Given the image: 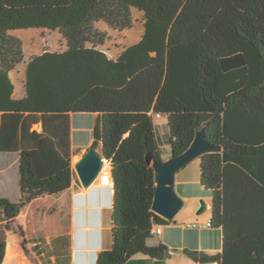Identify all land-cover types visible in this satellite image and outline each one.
<instances>
[{
	"label": "trees",
	"instance_id": "trees-1",
	"mask_svg": "<svg viewBox=\"0 0 264 264\" xmlns=\"http://www.w3.org/2000/svg\"><path fill=\"white\" fill-rule=\"evenodd\" d=\"M133 12L140 37L111 58L94 24L120 32ZM28 28L56 30L65 45L26 60L16 98L12 75L24 56L11 31ZM69 112L98 113L93 144L113 181L112 244L95 264L166 252L148 243L151 227L168 222L151 210L154 172L145 155L164 159L153 115L166 118L170 154L204 125L220 146L198 159L222 249L187 253L206 264H264V0H0V151H18L20 186L18 203L0 197V264L19 210L72 183Z\"/></svg>",
	"mask_w": 264,
	"mask_h": 264
},
{
	"label": "crops",
	"instance_id": "crops-1",
	"mask_svg": "<svg viewBox=\"0 0 264 264\" xmlns=\"http://www.w3.org/2000/svg\"><path fill=\"white\" fill-rule=\"evenodd\" d=\"M122 49L118 52L114 51L111 52V54L109 53V56L115 58ZM31 56L32 55H29L28 58ZM27 59H24L22 68L18 69V67H16L14 70V73L19 74L21 82L24 77V64ZM23 94L24 90L22 83L17 86L14 81V97L19 98ZM68 115L70 124V151L72 155L74 150L84 151L93 143V135L88 138V134L89 132L93 133L98 113L69 112ZM34 127L37 130H40L38 125H35ZM98 147L100 148L99 145ZM74 158L77 159V157H73V162L76 161ZM105 166H107V163H105ZM182 169L183 168L180 170ZM180 170L176 172L175 176ZM179 190L185 192L181 185ZM112 194V187L100 186L95 182L90 185L89 189L81 191L75 189L73 183H71V185L61 193L51 195L55 197V200L53 201L54 203H57L61 196H66L64 202L69 209L68 216L70 218L67 231L66 228L60 226V231L62 229L63 232H61L60 235L57 234L59 238L57 237L47 241L40 237L34 227L35 235L28 236L29 239H31L30 242L32 241L30 249L28 248L29 242L27 244L29 253H26L18 243L17 245L10 244L8 238H6L5 252L1 264H16L15 260L8 258V255H14L16 258L21 259L22 262L28 264H95L97 253L100 250L105 249V247H102L103 226L98 225L102 223L101 216L105 214V208L108 205L111 206ZM49 196L50 195L44 194L33 198L30 203H27L28 206L31 204L29 209V211L31 210V214L35 212L34 209L37 207L33 206V203L36 200ZM0 197H6L10 200H18L20 197L18 151H0ZM79 198H82L83 206H79ZM206 202L208 204V209L211 211V200H206ZM78 210H82L83 214L80 222H84L83 224L86 225L82 228L77 226ZM22 211L25 212L22 214V217L24 229L26 231L29 225V222L27 224V214L30 213L29 211L26 213L27 210ZM175 216L172 220L161 224V232L158 237L148 239L150 245L165 246L166 252L162 257H150L142 253H137L128 258L124 264H206L192 259L187 252L198 251L208 255H214L221 251V228L207 225L210 221L211 213L199 218L183 217L180 220L175 218ZM2 221L3 215L0 210V224ZM109 228H111V226ZM78 231L82 232L81 237L84 240L90 239L88 232H91V238L93 240L92 244L90 245L87 243V247L84 246L82 249L78 248L76 245ZM31 246H33V248ZM110 247H107L106 249ZM78 253L81 254L78 255Z\"/></svg>",
	"mask_w": 264,
	"mask_h": 264
},
{
	"label": "rangeland",
	"instance_id": "rangeland-1",
	"mask_svg": "<svg viewBox=\"0 0 264 264\" xmlns=\"http://www.w3.org/2000/svg\"><path fill=\"white\" fill-rule=\"evenodd\" d=\"M94 27L105 33V39L102 45L100 46L108 55L109 53L114 51H119L123 47L136 42L141 34V17L138 13L133 12L132 14V25L129 29L123 31H113L110 30L104 22L98 21L94 24ZM11 34L16 36L21 41L22 51L24 59H27L29 55H34L35 53L40 52L42 49L50 50V51H59L65 45L64 40L60 36V34L56 30H47V29H38V28H28V29H17L11 31ZM109 50V51H108ZM22 68V64L18 65V69ZM13 80L17 84V86L21 83L20 76L18 73H13ZM154 128L156 132V136L160 145V148L163 153V158L166 159L170 156V145H169V133L168 126L166 123V118L164 116L153 115L152 117ZM93 133L89 132L88 138L92 137ZM85 151V150H84ZM82 150H74L71 155V163L73 165V157H78L84 152ZM76 159V158H74ZM76 159V160H77ZM107 163L109 170V163L106 160L104 164ZM72 183L75 189L81 191L80 184L78 183L77 176L74 172L72 177ZM180 185L185 190V192H181ZM175 190L176 193L182 198L183 206L176 214L175 218L182 219L183 217H203L205 215H209L211 213L210 209L197 214L196 211L199 207L200 199H206L208 201L211 200V192L208 189H204L200 185V168H199V159L195 158L190 161L187 165L183 167L182 170L178 172L175 176ZM58 196V195H57ZM60 196V195H59ZM66 196H61L57 203H54L55 197L49 196L43 199L36 200L33 203V206H37L34 209V213L31 214L30 206L25 204L14 217L13 226L14 230L6 231V238L10 244L17 245V243L23 248L26 253H29L27 249V244L29 242L32 244L31 239H29L30 235H35L34 227L36 228V232L39 233L40 237L44 240H51L57 238V234L60 235L62 231H60V226L67 229L69 228L70 218L68 216L69 209L65 205ZM79 206H83L82 198H79ZM13 202L18 203V200H11ZM64 202V203H63ZM30 203V202H29ZM61 205V206H60ZM27 208V209H26ZM105 214L101 216L102 223L98 226H103L102 228V247L111 246V231H110V217H111V206L108 205L106 208ZM22 210H27V232L23 230L22 226V214L25 213ZM3 215V213H2ZM82 210L77 211V226L82 228L85 227L84 222H80L82 218ZM69 219V220H68ZM5 224L4 216L3 221L0 224V227L3 228ZM33 227H32V226ZM17 228V229H16ZM65 231V229H64ZM27 233V234H26ZM89 233L90 239L84 240L81 235L82 232H77L76 237V245L78 248L82 249L84 246L88 244H92V236L91 232ZM29 236V237H28ZM59 238V237H58ZM33 248V246H31ZM87 247V246H86ZM85 247V248H86ZM81 253H78L80 255Z\"/></svg>",
	"mask_w": 264,
	"mask_h": 264
},
{
	"label": "water",
	"instance_id": "water-1",
	"mask_svg": "<svg viewBox=\"0 0 264 264\" xmlns=\"http://www.w3.org/2000/svg\"><path fill=\"white\" fill-rule=\"evenodd\" d=\"M219 150L220 146L218 144L208 140L206 126L204 125L196 128L189 146L180 154H170L166 159L155 160L152 153L147 152L145 160L153 168L155 184L151 210L168 221L172 220L183 206L182 198L174 189L176 172L193 159L199 158L205 153ZM104 160L106 159L102 157L98 145L92 143L73 163L72 167L81 190L89 189L90 185L96 182ZM207 209L206 200L200 199L196 213H202ZM212 264H217V262Z\"/></svg>",
	"mask_w": 264,
	"mask_h": 264
},
{
	"label": "built area",
	"instance_id": "built-area-1",
	"mask_svg": "<svg viewBox=\"0 0 264 264\" xmlns=\"http://www.w3.org/2000/svg\"><path fill=\"white\" fill-rule=\"evenodd\" d=\"M96 182L100 185V186H104V187H112L113 186V181H112V176H111V170L109 168V170H102L99 172L97 178H96ZM207 225L209 226L210 223L208 222ZM161 232V225L158 224H154L151 229H150V237L151 238H155L158 237L159 234Z\"/></svg>",
	"mask_w": 264,
	"mask_h": 264
},
{
	"label": "bare ground",
	"instance_id": "bare-ground-1",
	"mask_svg": "<svg viewBox=\"0 0 264 264\" xmlns=\"http://www.w3.org/2000/svg\"><path fill=\"white\" fill-rule=\"evenodd\" d=\"M105 161H106V160H104V162H105ZM104 162H103V165H102V170L106 171V170H108V169H107L108 167L105 166Z\"/></svg>",
	"mask_w": 264,
	"mask_h": 264
},
{
	"label": "clouds",
	"instance_id": "clouds-1",
	"mask_svg": "<svg viewBox=\"0 0 264 264\" xmlns=\"http://www.w3.org/2000/svg\"><path fill=\"white\" fill-rule=\"evenodd\" d=\"M111 205H112V200H111Z\"/></svg>",
	"mask_w": 264,
	"mask_h": 264
}]
</instances>
